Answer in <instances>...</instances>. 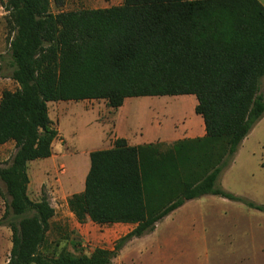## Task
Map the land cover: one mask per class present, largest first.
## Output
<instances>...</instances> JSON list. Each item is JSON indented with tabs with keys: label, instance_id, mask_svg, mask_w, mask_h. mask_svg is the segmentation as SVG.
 Returning a JSON list of instances; mask_svg holds the SVG:
<instances>
[{
	"label": "trees",
	"instance_id": "obj_1",
	"mask_svg": "<svg viewBox=\"0 0 264 264\" xmlns=\"http://www.w3.org/2000/svg\"><path fill=\"white\" fill-rule=\"evenodd\" d=\"M11 78L0 100V145L14 142L0 181L11 214L9 264H112L133 238L187 202L213 195L264 211L218 187L239 147L264 116V6L259 0H123L104 9L48 12V0H8ZM263 81V96L258 86ZM193 95L206 135L169 145L124 139L90 154L85 189L69 199L79 222L137 224L115 250L45 254L55 216L28 195V163L50 158L60 138L49 103ZM0 187V194H1ZM76 248V245H75Z\"/></svg>",
	"mask_w": 264,
	"mask_h": 264
},
{
	"label": "crops",
	"instance_id": "obj_2",
	"mask_svg": "<svg viewBox=\"0 0 264 264\" xmlns=\"http://www.w3.org/2000/svg\"><path fill=\"white\" fill-rule=\"evenodd\" d=\"M264 6V0H259ZM107 8L120 6L123 3H116L111 0ZM145 98V97H142ZM176 102H181L184 109L180 110V104L175 107L178 112L188 114V121H171L170 126H164L162 119L168 117L165 112L166 106L156 105H139L133 98H127L122 107L118 110H113L108 107L101 110L98 107L87 109L86 104L91 101H83V108L97 113L96 122L100 125V136L98 138L101 147L98 150L110 149L118 139H124L129 146L139 147L145 145L160 144L162 147H168L181 140H193L203 138L206 135L204 121L201 116L195 113L197 99L193 95L174 96ZM58 103H72L58 102ZM56 127L60 134V141L65 142V137L61 130V117L68 113H75L72 106L69 104H56ZM171 109V108H170ZM101 120V121H100ZM185 120V119H184ZM145 122V124H141ZM57 141V140H56ZM14 142H9L5 145H0V161L7 162L12 160L13 156L6 154V147ZM15 144V143H14ZM57 144L56 147L59 146ZM58 145V146H57ZM16 146V145H15ZM54 146V145H53ZM63 150L56 149V154L50 158L35 160L44 161L36 164L28 163V195L34 202H39L43 197L42 186L45 175H39L42 179L34 188L32 187L30 169L32 166L47 168L53 174L56 173L59 183V195H67L63 203L57 204L54 209L55 214L60 213L61 218H69L73 223V228L84 243H89L96 239H101L98 231L106 229L107 226H112L114 229L112 235H116L122 239L129 236L137 228V224L118 223L113 225H98L90 219H86L83 223L79 222L76 215L70 210L69 199L75 194L83 193L85 189V180L90 170V154L96 149H87L79 152L78 150L71 151L62 146ZM54 150V148H53ZM66 157H80L75 164L73 175H68V169L64 164L58 165L60 159ZM43 173V172H42ZM51 173V174H52ZM50 175V174H49ZM32 187V188H31ZM42 191V192H41ZM34 193L36 198L33 200L30 193ZM5 194V193H4ZM0 199V264H9L13 249V232L9 225L10 218L6 216L7 198ZM183 208V207H182ZM179 208V209H182ZM166 215L156 225L155 229L141 237H136L128 241L114 261H126V255L130 252L139 250L140 254L146 249L147 238L153 235L156 230L163 224H176V233L173 237L171 248L167 247L165 254L166 259L158 257L156 264H264V215H249V216H230L227 214H202L183 216L176 215L179 210ZM179 224V225H178ZM151 239V238H150ZM149 239V240H150ZM148 240V241H149ZM179 244V246H178ZM161 250V246L157 247ZM112 251V249H108Z\"/></svg>",
	"mask_w": 264,
	"mask_h": 264
},
{
	"label": "rangeland",
	"instance_id": "obj_3",
	"mask_svg": "<svg viewBox=\"0 0 264 264\" xmlns=\"http://www.w3.org/2000/svg\"><path fill=\"white\" fill-rule=\"evenodd\" d=\"M110 1L111 0H48V12L57 16L63 12L79 11L83 9H104L110 5ZM114 1L116 3H121V0ZM7 3L8 0H0V100L4 91L8 90L15 92L19 89V84L11 78L14 68L9 42L13 39L14 34L10 33L13 23L12 21L9 23L10 12L5 8V4ZM262 85L263 81H260L257 94L261 96H263ZM133 99L136 100L135 102L139 105L146 106L148 104H153L156 106H166L168 109L165 114H167L168 117L162 119V122H165L164 126H170L172 120L180 121V124L181 122L188 121V114H184L180 111L178 112L175 107L173 108L174 105L180 104V110L184 109L181 106V102H176L174 100V96L139 97ZM56 104H69L72 106V109L75 110V113L71 112L61 117L60 125L66 143L61 142L60 138L55 141L53 146L54 153L56 154V149L63 150L62 146L71 151L78 150L79 152L87 149H100L101 145H99L100 142L98 138L100 136L101 127H99L100 125L95 121L97 113L91 110L86 111L82 107V102L49 103L50 117L55 125L56 116H58ZM95 107L103 110L106 108L105 101H94L86 104L87 109H93ZM141 124H145V122H141ZM56 142L57 144L60 143L59 146L57 145L58 147H56ZM167 148L166 146L161 147L160 150L165 152ZM5 152L11 157L14 156L16 153L15 144L10 143L6 147ZM79 158L80 157H66L60 159L58 165L64 164L68 169V175L71 176L73 175V170L76 168V161L80 160ZM9 162H11V160L7 162L0 161V166H5ZM38 162L44 161H35L31 162V164H36ZM39 169L40 168L34 166L30 169L32 187L34 188V186L42 180L39 175H45V183L42 186V191L56 211L57 204H59V202L63 203L67 195L58 194L60 188L58 189L59 183L57 182L58 177L56 173L53 174L51 171H48L47 168H43L42 173ZM0 187L2 192L0 194V199H2L1 197L7 198L4 194L5 186L1 181ZM218 187L241 198L250 200L255 204L264 206V116L241 144L233 160L230 162L229 167L220 175ZM30 196L33 200L36 198L35 194L32 192ZM182 207V209H179L175 213L176 215H264V211L252 209L242 202H233L213 195L189 201ZM57 210L59 211V209ZM7 218L11 219V214H9ZM111 227L112 226H107L106 229L98 231L101 239L84 243L80 240L76 229L73 228L71 219H63L61 218V214L57 213L52 219L50 229L47 233V243L44 246L45 254L49 256H58L63 250H66L79 256L91 255L96 249L108 250L110 248L113 251L126 237L118 239V236L112 235L114 229ZM176 231V224L170 222L163 224L153 235L147 238L146 249L142 251V254H140V251L137 249L134 252H130L129 256L126 255V258L129 257L128 260L123 262L115 260L114 264H156L159 256H161L162 259H166L169 256L165 254V250L167 247L169 250L171 248L173 249L171 244ZM262 239L264 240V236H262ZM158 246H161L160 251L157 248ZM116 257L114 259H116Z\"/></svg>",
	"mask_w": 264,
	"mask_h": 264
}]
</instances>
